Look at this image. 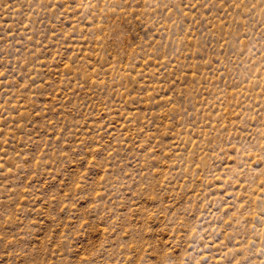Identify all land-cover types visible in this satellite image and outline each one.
I'll list each match as a JSON object with an SVG mask.
<instances>
[{"label":"rangeland","instance_id":"374dc122","mask_svg":"<svg viewBox=\"0 0 264 264\" xmlns=\"http://www.w3.org/2000/svg\"><path fill=\"white\" fill-rule=\"evenodd\" d=\"M0 264H264V0H0Z\"/></svg>","mask_w":264,"mask_h":264}]
</instances>
